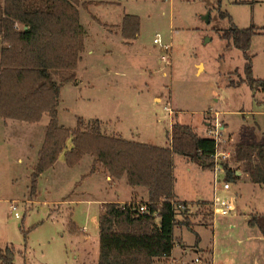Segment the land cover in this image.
Wrapping results in <instances>:
<instances>
[{
  "label": "rangeland",
  "instance_id": "374dc122",
  "mask_svg": "<svg viewBox=\"0 0 264 264\" xmlns=\"http://www.w3.org/2000/svg\"><path fill=\"white\" fill-rule=\"evenodd\" d=\"M107 1H81L89 8H80L89 32L88 47L71 82L74 84L64 83L61 89L60 122L74 128L78 117L104 120L102 130L111 135L110 119L119 118L117 127L125 138L160 146L170 145L169 133L175 121L196 127L204 136L219 126L228 138L222 150L230 155L224 163L241 172L234 146L264 140V90L254 91L241 82L245 77L244 54L220 34L231 23L242 28L257 26L249 54L254 77L264 79V0ZM126 14L140 20L133 40L123 37L122 25L115 28L106 24L118 23ZM104 26L118 35H110ZM157 33L163 44L170 45L168 51L154 42ZM163 55L168 61L161 60ZM66 73L55 78L60 80ZM156 96L162 100L156 101ZM47 118L45 115L42 122ZM39 126L10 120L5 133L0 132V248H13L14 264H91V245L81 230L99 237L100 206L91 200L105 197L107 191L113 194L112 182L105 181L104 186L99 179L82 180L90 170L92 156L88 154L80 164L69 166L62 153L55 168L38 177L36 192L31 195V164L33 159L37 162L31 145L40 134ZM176 158L185 157L178 154ZM178 160L177 189L192 197L199 187L198 169L189 172ZM207 172V177L211 174L213 178V172ZM242 174L232 183L231 191L218 189V194L235 202L236 210L227 216L214 214L208 201L192 200L188 218L197 222L195 229L204 248L212 247L216 235L217 260L230 255L238 264H250L254 255L264 261L260 247L252 251L244 237L246 219L253 213H264V184L253 183ZM131 188L125 183L119 186L121 199L129 198ZM138 194L142 196L140 191ZM176 217L183 218L178 209ZM72 222L78 230H72ZM176 235H182L187 245L186 259L194 260L196 254L189 245L195 242L196 234L183 226L176 229ZM208 254L202 255L203 264H210Z\"/></svg>",
  "mask_w": 264,
  "mask_h": 264
},
{
  "label": "trees",
  "instance_id": "16d2710c",
  "mask_svg": "<svg viewBox=\"0 0 264 264\" xmlns=\"http://www.w3.org/2000/svg\"><path fill=\"white\" fill-rule=\"evenodd\" d=\"M80 3V0H0V118L35 123L45 113L49 115L32 173L31 195L36 192L38 177L62 153L69 166H75L90 154L94 157L92 173L98 164L114 180L126 178L131 187L146 189L143 191L147 201L103 204L99 214L98 264H153L171 255L177 226L191 227L188 209L182 211L183 220L176 217L173 201L188 202L178 200L175 195L174 155L212 169L216 141L178 121L171 125L169 146L107 134L100 119L85 121L78 117L74 128L60 124L61 89L64 83L75 81L73 71L84 50L85 31L77 7ZM139 29V17L126 14L122 22L123 37L135 39ZM257 33L254 24L242 28L231 23L220 34L228 45L243 52L246 62L241 82L254 91L264 90V79L254 77L249 54ZM61 71L71 73L57 80L55 75ZM234 158L253 183L264 184V140L236 143ZM225 166L227 180L237 182L239 168ZM143 203L148 205V211H139ZM249 224L264 235V213L251 214ZM14 259L13 248H0L3 264H14Z\"/></svg>",
  "mask_w": 264,
  "mask_h": 264
},
{
  "label": "crops",
  "instance_id": "0c3cea01",
  "mask_svg": "<svg viewBox=\"0 0 264 264\" xmlns=\"http://www.w3.org/2000/svg\"><path fill=\"white\" fill-rule=\"evenodd\" d=\"M80 1H85V0H80ZM108 1H110V0H108ZM81 3L78 4L77 7H78L79 12H80V23L84 27L85 34H84V50L80 54V60H79L78 64L83 60V53H86V51H87V47H88V41H87V39H88V36H89L88 28L82 22L81 9H80L81 7H83V8H86V7H84ZM86 9L88 10L89 8H86ZM122 22H123V20L119 21L118 23H108L107 22L106 24H112L115 28H117V27L120 28L121 25H122ZM100 23H101V21H100ZM104 28L106 29V31L110 35L117 34L116 32H112L110 29L107 30V28L105 26H104ZM123 41L125 43H128L125 39H123ZM106 49L107 48L104 49L105 52L107 50L109 51V49H107V50ZM88 52H92V50L91 51H88ZM77 69H78V65H77V68L73 71V73L76 75V77H77ZM60 73H66V72L61 71L58 74H60ZM70 84H74V83H70ZM158 98H159V100H162V97L161 96H156L155 97V100L157 101ZM60 104H59V106H60ZM58 113H59V111H58ZM45 115H48V114L45 113L43 115L42 119L39 122L32 123L35 126L38 125V124H40V126H39L40 127V134H39V136H37L36 138L33 137L36 143L34 145H31L30 144L31 147L33 148V153H34L33 155L34 156H37V161H38V153H39V150H40V148H41V146L43 144V141H44V138H45L46 128H47V125H48L49 119H50V118H47L45 121L42 122V120H43V118H44ZM118 119L117 120H114V121H113V119H110L111 121L110 120L109 121L112 122V124L109 125V126H112V128H113L112 133H114V135H120L123 138H125L124 135H123V133L120 130H118V127H117L118 126ZM10 120L11 119H7L6 120V119H3V118H0V132H1V134L5 133L4 132V127H7L8 126ZM59 121H60V118H59ZM102 121H104V120H102ZM106 122L108 124V120ZM60 124H62V123L60 122ZM208 124L209 123H206L205 128L208 127ZM194 128L196 130V127H194ZM226 130H227V127H226ZM31 133L33 134V132H31ZM125 139H127V138H125ZM128 140H131V139H128ZM67 144H68V142H67ZM151 144H154V143H151ZM71 146H72V141H71V144L68 145V147L70 148ZM86 155H88V154H86ZM176 155H178V154H175L174 155V175H175V168H176V160L179 159L178 161L182 162L183 164L185 163L186 170H188L189 172H192L193 169H195V167H197L198 170H196V171H197V177L198 178H196V181H197V183H199L198 184L199 187H197V186L195 187V191H194L195 192L194 194H196V195H194L195 197L194 196L191 197V196L185 194V192H183V191H178V189H177L178 180H177V177H175L174 191H175L176 198L178 200H181V201H186V202H188V204L192 200H193V202H197V201L198 202L208 201L210 203L211 200L213 199L215 190H214V187H213V178L211 177V174H210V177L209 178L207 177V174H208L207 171H209L210 173H212L211 172L212 169H210V168H204L201 165L200 162L192 161V160L188 159L187 157H185V158H176ZM35 160L36 159H33L32 160L33 163L31 164V166H35V164L37 163V162H35ZM80 163H81V161L78 164H80ZM56 164H57V161H56V163L52 167H50L46 171L51 170V169H54L55 166H56ZM93 165H94V157L92 156V158H91V164H90V168H89L90 170H89V172L85 173L82 176V180L87 179V178L88 179H97V180L99 179L100 181H102V183H104V186H105V181L112 182L111 184L113 186L112 187L113 194H110L109 191H107L108 193H107L106 196H108V197H106V196L105 197H96L97 199H92L91 200L92 202L99 203V206H100L99 207V210L100 211H101V209L103 207V204L104 203H107V202H119V203L122 204V203H129V202H132V201H137V202L147 201V197L148 196H147L146 192H144L143 190H139L140 188H133V187L131 188L130 193L128 195L129 198H127V199H121L119 186L121 184H123V183H125V185H129L127 183L126 178H122L120 180H114L113 178H111L109 176V174L106 172V170L103 168V166L98 165V164H96V169L92 173L91 170H92ZM206 172H207V174H206ZM242 173H243L242 171L241 172L238 171L237 175L238 176H241V175H243ZM129 187H131V186L129 185ZM100 188H102L101 185H100ZM139 191L142 194L141 197H139V194H138ZM235 194H236V197H237V195L239 193L236 192ZM208 195L210 196V199L209 200L203 199L204 197H206ZM66 200H68V199H66ZM235 210H236V208H235ZM188 211H189V207H188ZM184 218H185V215H183V218L182 219H180V218H178V219L183 220ZM214 218H215V215H214ZM249 218H247L246 219V222H245L247 224L248 228L245 231V236L244 237L246 238L247 242H249V246L251 245V250L253 251L255 247H257V248L260 247V250H262V257H264V252H263V249H264V235L260 231L259 228L254 227V226H251L249 224ZM98 223H99V221H98ZM196 224H197V222H194L193 221L191 223V227L189 228L190 230H192L196 234L195 242L193 244L189 245V247L191 246L192 248H194L193 251L196 254L194 256V260L188 261L186 259V257H185L184 251H187V245L184 243V240H183V236L182 235H176V229L178 227L181 228V227H183L185 225H179L174 230V237L175 238H174V243H173V248H172L171 255L169 256V258H165V259L159 260V261H157V262H155L153 264H200V263L203 264L202 263V260H201L202 259V255H204L206 253H209L208 255L210 256V260H209L210 264H238V263H236L235 259L232 256H230V255H229V258H224V260H222V259L217 260V251H216L217 250V246H216L217 240H216V235H215V237H213V243L211 245L212 247H206V248H204L202 246V244L199 243L200 235H199L198 231H196V229H195ZM213 225H214L213 222L210 223V226H213ZM72 226H73L72 227V230H76L77 229V227H76L77 225L74 222H72ZM81 231H83L84 240L85 241H88L89 244L91 245V248H90V251H89V254H91V259H90L91 264H98V259H99V255H100V232H99V237H96V236L93 237V236H90V235L85 234L84 233V229L81 230ZM213 232H214V228H213ZM237 238H238V240H237L238 242H240V241L243 242V239L242 238H240L239 236ZM177 246L180 247V250H178V251H176L177 250L176 249ZM196 257L199 258V261H195V258ZM262 260H263V258L260 260V259H258L257 256L254 255L252 257V260H251V263L250 264H264V261H262Z\"/></svg>",
  "mask_w": 264,
  "mask_h": 264
},
{
  "label": "built area",
  "instance_id": "2783aa9c",
  "mask_svg": "<svg viewBox=\"0 0 264 264\" xmlns=\"http://www.w3.org/2000/svg\"><path fill=\"white\" fill-rule=\"evenodd\" d=\"M154 42L160 44L164 50L170 49V45L163 44L162 38L159 33L156 34V37L154 38ZM161 60L168 61V58L166 55H163ZM168 108V107H167ZM209 137H212L216 141V151L214 154V166L212 168L213 172V187L215 190L213 199L210 202V205L212 207L213 213H218L220 215L227 216L232 213V211L235 210L236 205L235 202L231 199H228L222 194H218V189L221 187L225 191H231L232 188V182L227 180V170L225 166V161L229 157L230 153L222 150V147L227 143L226 136L224 135L223 129L219 126H216L214 129H211L207 133ZM222 179H221V177ZM173 204L175 206L176 212L177 209L182 211H186L188 209L189 204H185L183 202H174ZM13 209H17L16 205H11ZM139 211L145 212L148 211V205L143 203L140 204L138 207ZM157 212H154V215H156ZM16 216H18V213L16 212ZM195 261H199V258L196 257Z\"/></svg>",
  "mask_w": 264,
  "mask_h": 264
}]
</instances>
